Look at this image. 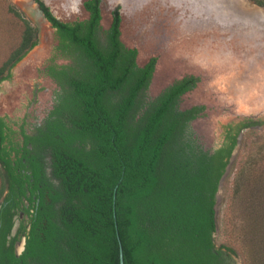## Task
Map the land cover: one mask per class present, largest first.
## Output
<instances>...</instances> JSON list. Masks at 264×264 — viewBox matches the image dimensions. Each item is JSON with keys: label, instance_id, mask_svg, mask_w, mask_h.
Instances as JSON below:
<instances>
[{"label": "trees", "instance_id": "16d2710c", "mask_svg": "<svg viewBox=\"0 0 264 264\" xmlns=\"http://www.w3.org/2000/svg\"><path fill=\"white\" fill-rule=\"evenodd\" d=\"M7 4L16 43L0 65V92L39 40L38 28ZM84 4L91 14L74 21L57 19L42 4L58 42L42 69L57 85L46 124L32 135L25 120L15 129L0 115V252L19 196L22 134L25 144L37 147L42 140L51 151L60 181V208L48 213L37 244L27 243L24 257L32 264H120L119 237L125 264H229L225 254L235 248L215 242L217 194L240 132L253 123L230 129L221 145L206 148L193 125L206 106L182 107L200 78L185 75L151 95L157 57L137 64L138 50L121 39L119 11L105 30L100 0ZM258 227L240 233L252 246L241 250L244 264L253 257L250 249L262 250ZM5 263L19 264L13 254Z\"/></svg>", "mask_w": 264, "mask_h": 264}, {"label": "rangeland", "instance_id": "374dc122", "mask_svg": "<svg viewBox=\"0 0 264 264\" xmlns=\"http://www.w3.org/2000/svg\"><path fill=\"white\" fill-rule=\"evenodd\" d=\"M7 1L13 3L11 0ZM7 1L0 0V65L16 43L15 29L9 28L12 17L7 11ZM45 1L64 21L84 19L88 15L83 7V0ZM118 1L123 4V42L127 46L137 47L140 64L146 62L150 56L158 58L157 69L150 85L151 95L158 94L175 79L185 75L193 74L200 78L197 86L182 97V107L197 104L206 106L204 115L193 122L196 133L206 148H212L220 139L224 123L240 120L250 114L257 115L258 121L240 132L238 144L220 183L216 204L218 230L215 242L218 248H235L236 253L231 254L232 258L238 264L247 263L248 258L243 252L247 251L245 248L252 246L250 242H242L240 233L243 234L247 227L257 225L260 227L258 234L261 237L259 249L262 250L258 253L250 249L253 257L249 258L248 264H258V261L262 264L264 44L255 43L253 40L244 42L241 34L254 32L255 35L260 33L261 37H264V30L257 32L252 27L228 24L220 17L215 19V14H180L184 8L183 3L180 7L176 6L180 0H167V7L162 0ZM118 1L103 0V29L109 27L112 10L120 5ZM185 2L188 3L187 0ZM253 2H248L247 6H252ZM155 3L158 4L159 12L150 14V7ZM196 10L199 11L200 8ZM169 12L170 14H167ZM153 23L155 34H164L168 38V42L161 43L159 47L155 39L146 38L147 34L150 35V26ZM32 24L36 26L34 22ZM41 24V43L15 65L12 69L13 76L1 83L0 115L12 119L15 129L23 120H26L28 126L39 123L53 106L56 83L44 75L42 69L52 55L57 37L55 30L46 22ZM201 39L203 42H200ZM262 40L264 41V38ZM210 50H213V55ZM235 50L238 51L232 57L231 53ZM242 52L246 55L243 63L246 64V71L244 74H236V70L243 65L236 63L238 60L242 61ZM234 76H238L236 87L239 89V92L234 91L235 93L230 90L231 82L236 78Z\"/></svg>", "mask_w": 264, "mask_h": 264}, {"label": "flooded vegetation", "instance_id": "af4514ba", "mask_svg": "<svg viewBox=\"0 0 264 264\" xmlns=\"http://www.w3.org/2000/svg\"><path fill=\"white\" fill-rule=\"evenodd\" d=\"M37 1L39 2L40 7L43 9L44 14L46 15V17L48 19H49V17L47 16L45 9L42 7V4H44L46 7H48V9L51 11V13L57 19L62 20L53 11V9L50 6H48V4L45 0H37ZM86 1L87 0H83L82 4H83V7L86 11V14H88L86 18H88L89 15L91 14V12L85 8L84 3ZM120 1L122 2V0H120ZM172 1L175 2L174 0H172ZM162 2L167 7L168 1L162 0ZM102 3H103V0H100V8H102L101 7ZM118 3H119V1H118ZM181 3H183L184 8L180 14H191V15L194 14L193 16H196L197 14H201L200 11H197V10H195V8H193L191 3L188 2L186 4V2L183 0H180L176 6L180 7ZM157 5L158 4L155 3L152 7H150V14H152V13L154 14V12H156V13L159 12V10H158L159 7ZM122 8H123V4L122 5L120 4L112 10V20H111L109 27L111 26V24L113 22L114 12L116 10H118L119 13L122 15V13H121ZM186 10H188V11H186ZM167 14H170V12ZM86 18H84V19H86ZM49 21L51 22L50 19H49ZM62 21H64V20H62ZM72 21H74V20H72ZM154 26H155V23L151 24L150 32L148 31L150 35L147 34L146 38L155 39V41L159 47V46H161V43H167L168 38H166L164 36V34H162V35L155 34ZM50 27L52 29L56 30L55 27L53 26V23ZM164 32H165V29H164ZM212 38H213V36H212ZM212 38H210V39H212ZM241 38H243L242 40H244V42L248 41V40H253L255 43H260L262 45L264 44L263 43L264 41L262 40L264 37L263 36L261 37V34H259V33L256 34L255 36H250V37H249V34L242 33ZM259 41H261V42H259ZM200 42H203L202 39L200 40ZM128 47L137 49L136 46H128ZM260 48H261V46H260ZM210 51H211L210 52L211 55H213V53H212L213 50H210ZM237 51L238 50H235V52L233 51L231 53V56L233 57ZM138 55H139V52H138ZM242 55H243V58H240V59H242V61L238 60L239 62H236V63L241 64V65L244 63L245 58H246V55L243 52H242ZM153 57H157V56H150L146 62L140 64L138 61V56H137L136 61H137V64H139L140 66L143 67L147 63H149ZM157 60H158V58H157ZM58 62L59 63H68V62H71V60L59 59ZM250 62H254V61H250ZM157 65H158V63H156V68H155L154 74L156 72ZM244 65H246V64H243L242 67H240V69L236 70V74H239V73L244 74L245 73L246 70H245ZM153 77H154V75H153ZM234 77H236V78H234V80L231 82L232 86L230 87V90L233 93H235L234 91L239 92V89L236 87V85H237L236 83L238 81L237 80L238 76H234ZM56 87H57V85H56ZM53 103H54V101H53ZM52 109H53V106L48 110L47 114L37 124H34L32 126H28V123L25 120L24 128H26V132L28 134L33 135L37 131V129H36L37 127H40L41 125H45L46 123L44 122V119L47 117L49 111ZM256 116L250 114V115H248L245 118H242L240 120H236V121L230 120V121L224 123L222 125V133L220 135V139L216 143L221 145L230 129L234 130L240 125L242 126L244 124H252V123L257 122L258 118ZM18 135H19L18 139L21 142V144L19 146L20 147L19 157L22 160V163L19 165L20 167L18 168V171H20L19 172L20 179H19V181H17L19 183V186H18L19 196L17 197V199L14 202H12L11 213L9 214L11 216L12 226L9 229V231L5 234L6 249H4L3 251L0 252V264H6L5 261L12 254L16 258H18L19 264L25 263V260H24L25 257L27 260V264H32L30 257H27V256L24 257V253L26 250L27 243H29L30 240H33L35 242V244H37L40 237L45 234V231L48 227V221H49V214L48 213H54V209L60 208V206H61L59 201L55 200V197L57 195L56 188L59 185L60 181L58 180L57 176L55 175L54 168L52 167L53 159H52L51 151L48 148L43 147L42 140L39 141L41 144L38 143V146L35 147L31 142H29L28 144H25V138L23 137V135L22 134H18ZM15 157H16V155L14 153L12 155V158L14 159ZM19 157H16V159ZM52 218L54 219V217H52ZM15 227H16V229H15ZM225 256L228 258L227 261L229 262V264H237V261L234 260V258H232L231 253L227 252L225 254Z\"/></svg>", "mask_w": 264, "mask_h": 264}, {"label": "water", "instance_id": "95a60500", "mask_svg": "<svg viewBox=\"0 0 264 264\" xmlns=\"http://www.w3.org/2000/svg\"><path fill=\"white\" fill-rule=\"evenodd\" d=\"M11 1L25 14L26 18H28L29 20H31L36 24L39 31L38 44H40L41 29H42L41 23L44 21L49 26H51L52 23L44 14V11L40 7L39 2L37 0H11ZM187 1L192 4L195 10L197 8H200L199 11L201 12V14H215L216 16L215 19H219L220 17L221 20L226 21L228 24H232V25L236 24L238 26L244 25V26L252 27L253 29L255 28L257 32H262L264 30V5H259L253 2L252 6L250 5L247 6L248 2H252L251 0H246V1L245 0H187ZM249 35L253 36L255 35V33L253 32L252 34ZM119 243H120V264H125L123 247L120 237H119Z\"/></svg>", "mask_w": 264, "mask_h": 264}]
</instances>
